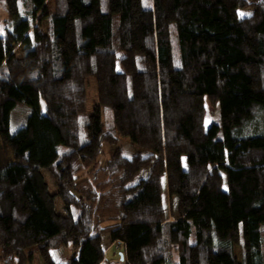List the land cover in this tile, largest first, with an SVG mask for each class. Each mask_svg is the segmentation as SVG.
<instances>
[{
  "label": "trees",
  "instance_id": "obj_1",
  "mask_svg": "<svg viewBox=\"0 0 264 264\" xmlns=\"http://www.w3.org/2000/svg\"><path fill=\"white\" fill-rule=\"evenodd\" d=\"M0 4V264H264V0Z\"/></svg>",
  "mask_w": 264,
  "mask_h": 264
},
{
  "label": "rangeland",
  "instance_id": "obj_2",
  "mask_svg": "<svg viewBox=\"0 0 264 264\" xmlns=\"http://www.w3.org/2000/svg\"><path fill=\"white\" fill-rule=\"evenodd\" d=\"M6 13L5 10L3 9V7L0 4V20H2L5 17ZM91 79H88V108L91 109V107L98 101V93H97V84L96 81L92 78L89 77ZM205 106L207 108V123H211L212 121L216 120L217 118H219V110H218V106H214L210 101L208 97H205ZM40 108L41 110L44 112L45 111V101L43 99H41L40 102ZM32 111V107L29 106L26 103H18L12 110L10 113V122H9V127L10 130L12 132L16 131L19 127H21L22 125H24L27 121V117L28 115L31 113ZM122 146L124 148V151L126 154H131L134 150L135 147L131 144V142L129 141L128 138H123L122 141ZM110 152V146L108 144H104V152L100 157V163L101 165L105 164V161L108 158ZM48 185H49V189L52 192L56 191V187L54 185V181L52 180L51 176L49 175V173L47 171L43 172ZM165 201L168 203V195L165 194L164 195ZM57 203V211L58 212H62L63 210V204L61 199L58 197L56 199ZM116 245L113 244L112 248H108L106 250V257L108 258H114L117 259V254L115 253V249H117V247H115ZM63 248V249H62ZM60 249H55L53 251L54 256L57 258V255L60 259H67L72 255L73 252V246L72 244H68L64 247H62ZM30 251L32 250L33 252V259L30 263L28 264H43L42 258L40 256V253L38 251V248L36 245H34L33 247L29 248ZM62 249V250H61ZM121 250H118V253ZM235 252L236 255L238 256V258H240V249L239 247L235 248ZM121 258V257H120ZM122 260V259H121ZM120 264V263H119Z\"/></svg>",
  "mask_w": 264,
  "mask_h": 264
},
{
  "label": "water",
  "instance_id": "obj_3",
  "mask_svg": "<svg viewBox=\"0 0 264 264\" xmlns=\"http://www.w3.org/2000/svg\"><path fill=\"white\" fill-rule=\"evenodd\" d=\"M121 259L124 258V253L122 251L119 252Z\"/></svg>",
  "mask_w": 264,
  "mask_h": 264
},
{
  "label": "built area",
  "instance_id": "obj_4",
  "mask_svg": "<svg viewBox=\"0 0 264 264\" xmlns=\"http://www.w3.org/2000/svg\"><path fill=\"white\" fill-rule=\"evenodd\" d=\"M119 244H120V242L118 241V242H116V244H115V245H116V246H118Z\"/></svg>",
  "mask_w": 264,
  "mask_h": 264
},
{
  "label": "snow or ice",
  "instance_id": "obj_5",
  "mask_svg": "<svg viewBox=\"0 0 264 264\" xmlns=\"http://www.w3.org/2000/svg\"><path fill=\"white\" fill-rule=\"evenodd\" d=\"M243 15V13H241Z\"/></svg>",
  "mask_w": 264,
  "mask_h": 264
}]
</instances>
